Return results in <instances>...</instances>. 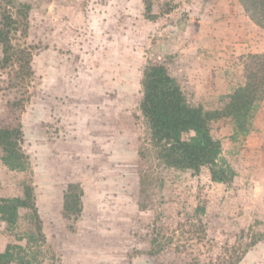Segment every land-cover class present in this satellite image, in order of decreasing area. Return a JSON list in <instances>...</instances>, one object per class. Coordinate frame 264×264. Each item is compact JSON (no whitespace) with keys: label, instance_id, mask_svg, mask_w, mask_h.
<instances>
[{"label":"rangeland","instance_id":"rangeland-1","mask_svg":"<svg viewBox=\"0 0 264 264\" xmlns=\"http://www.w3.org/2000/svg\"><path fill=\"white\" fill-rule=\"evenodd\" d=\"M79 1L75 29L64 31L70 44L59 48L67 71L45 83L40 52L52 49L56 32L40 9L47 1L0 0V21L12 12V41L30 53L34 71L23 81L17 65L0 69V125L6 102L23 98L27 154L26 170L11 169L0 151V197L31 185L37 208H20L14 223L0 219V252L22 246L15 253L24 263L10 264H264V135L254 133L263 130L264 96L248 134L228 118L212 124L223 145L219 164L236 173L228 182L213 181L208 166L162 165L140 110L151 58L180 79L192 105L223 106L245 83L249 55L264 54L263 29L246 23L238 0H127L120 24L106 27L99 62L82 44L95 32L84 25L87 0ZM101 65L105 73L94 71ZM102 131L111 136L105 144L93 137ZM72 186L82 212L69 217Z\"/></svg>","mask_w":264,"mask_h":264},{"label":"trees","instance_id":"trees-1","mask_svg":"<svg viewBox=\"0 0 264 264\" xmlns=\"http://www.w3.org/2000/svg\"><path fill=\"white\" fill-rule=\"evenodd\" d=\"M238 1L252 21L264 29V0ZM0 23L3 52L0 69L15 64L18 66L16 78L23 81L31 78L34 71L30 53L24 46H16L12 41V35L18 31L16 18L12 12L5 10ZM248 58L250 64L245 70V83L225 96L223 106L211 110L188 101L180 79L169 71L164 62L152 58L148 60L142 76L140 110L150 130L156 158L162 165L194 172L208 166L211 179L217 182H228L235 176L231 166L219 164L223 145L213 134L212 124L228 118L236 132L248 134L252 130L250 118L254 106L264 96V54H251ZM9 86L12 85L9 83ZM22 99L6 102V113L0 125V151L5 165L11 169L26 170L23 122L17 111L23 109ZM74 188L72 186L65 195L64 211L69 217L79 216L82 212L81 196L72 191ZM22 207L37 214L31 185H25L22 195L0 197V219L14 223ZM254 243L256 240H253ZM16 248L22 250V246L9 244L5 251L0 252V264H10L15 260L24 263L17 258Z\"/></svg>","mask_w":264,"mask_h":264},{"label":"crops","instance_id":"crops-1","mask_svg":"<svg viewBox=\"0 0 264 264\" xmlns=\"http://www.w3.org/2000/svg\"><path fill=\"white\" fill-rule=\"evenodd\" d=\"M47 3L44 5H41L40 9L45 10L48 14L51 13V15L54 17V42H49V47L52 49H44L40 52V58L41 61L44 63L43 67L40 70L39 75L42 76V78L45 80V83L50 78H56L59 77V73L64 71H67V67L62 65V55L60 54L61 47H64L67 44H70V39H66L67 36L64 34V31L70 32L75 29V26L77 24V21L74 15L80 11H78L81 7V2L79 0H46ZM235 3V2H234ZM86 4V13L85 16L88 17V22L85 21L84 25L89 24L88 28L91 31H94L91 40H86V37L84 40H82L83 46L86 44L88 47H92V53L94 54L95 58L99 59V62H104V51L103 48V38L104 34L107 29L110 28V25L115 22V20H118V24H120V17L124 15L126 12H124L127 9V0H87ZM232 12V11H231ZM243 19L246 21V23H256L252 21V19L243 12ZM86 19V18H85ZM87 22V23H86ZM41 30H46V28L41 27ZM263 29V28H262ZM264 33V29L262 30ZM71 37L73 36L72 33H69ZM65 35V36H63ZM47 45V43H46ZM81 45V43H80ZM258 46L260 47L259 50H264V36L261 38V40L258 42ZM96 51L94 53V51ZM102 50V51H100ZM55 51V55H52L51 53ZM255 52V49L252 50ZM258 52V50H256ZM197 60H194L196 62ZM105 66L101 65L100 67L94 69V71L100 70L101 72L105 73ZM192 74V72H191ZM232 89V88H231ZM229 90L231 92L232 90ZM264 103V102H263ZM264 105V104H263ZM264 109V108H263ZM262 109V110H263ZM264 114V113H263ZM102 129L105 128V125L102 123L100 124ZM109 127V126H108ZM258 128L261 127L262 131H254L257 135L263 134L264 135V118H263V124H258ZM96 138L100 144H105L110 141V135L104 133L103 131L98 133V135L93 136ZM259 138H261L259 136ZM258 138V139H259ZM264 142V136L262 139H260V143Z\"/></svg>","mask_w":264,"mask_h":264}]
</instances>
